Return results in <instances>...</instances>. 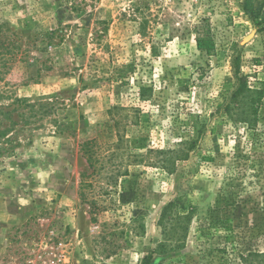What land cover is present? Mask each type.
<instances>
[{"label": "rangeland", "instance_id": "374dc122", "mask_svg": "<svg viewBox=\"0 0 264 264\" xmlns=\"http://www.w3.org/2000/svg\"><path fill=\"white\" fill-rule=\"evenodd\" d=\"M240 1L0 0V264H39L50 247H66L70 264H240V253H264V31ZM202 19L212 55L196 48ZM238 76L248 89L232 97ZM122 106L140 109L126 126L136 147L192 138L197 148L172 175L137 165L123 179L118 219L139 215L146 231L114 247L80 197L90 172L80 144L101 130L116 142ZM171 202L194 211L186 248L150 254Z\"/></svg>", "mask_w": 264, "mask_h": 264}, {"label": "trees", "instance_id": "16d2710c", "mask_svg": "<svg viewBox=\"0 0 264 264\" xmlns=\"http://www.w3.org/2000/svg\"><path fill=\"white\" fill-rule=\"evenodd\" d=\"M80 5L76 4L75 9H80ZM239 5L240 9L250 16L254 25L260 31H264V0H241ZM196 33V48L207 55H212L217 45L210 21L202 19L201 25L196 27ZM131 72L124 70L123 67L117 70L115 78L123 84ZM237 78L239 89L232 97L248 89L247 76ZM146 91L147 89L142 87L139 91L142 101L148 100L149 96ZM249 109H253V102L248 106L247 110ZM139 110V108L129 110L127 107H118V119H115L114 123L116 142H104L106 131L101 130L95 137L80 144V151L90 169L89 173L81 174L80 197L90 207L89 214L92 223L101 226L107 235L112 237L111 243L114 247L118 244L114 238L126 239L128 235L140 237L146 231L144 218L139 215H131L124 221L118 219L117 208L128 206L127 197L118 192L123 179L133 176L137 165L156 168L165 174L172 175L178 170L180 163L190 160L192 152L197 148V142L192 138L181 141L174 148L150 147L144 150L142 147H136L138 142L133 144L131 136L127 134L126 126L131 116L129 112L133 111L138 114ZM115 193L118 195L117 201L113 198ZM193 219V209L185 211L175 202L168 203L163 208L158 222L164 237L163 241L155 252L149 247L146 250L151 252L150 254H166L185 249ZM149 258L147 255L144 261L148 262ZM239 260L240 264H264V253L249 250L246 253H240Z\"/></svg>", "mask_w": 264, "mask_h": 264}, {"label": "built area", "instance_id": "2783aa9c", "mask_svg": "<svg viewBox=\"0 0 264 264\" xmlns=\"http://www.w3.org/2000/svg\"><path fill=\"white\" fill-rule=\"evenodd\" d=\"M50 249L51 253L47 254L46 251L39 256V264H70L66 247H50Z\"/></svg>", "mask_w": 264, "mask_h": 264}]
</instances>
